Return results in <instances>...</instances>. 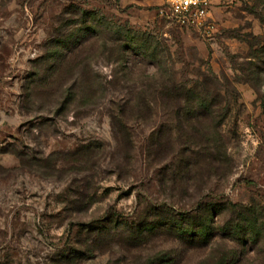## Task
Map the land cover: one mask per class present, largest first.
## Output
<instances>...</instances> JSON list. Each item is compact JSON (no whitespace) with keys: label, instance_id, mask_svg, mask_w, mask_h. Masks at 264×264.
Wrapping results in <instances>:
<instances>
[{"label":"rangeland","instance_id":"rangeland-1","mask_svg":"<svg viewBox=\"0 0 264 264\" xmlns=\"http://www.w3.org/2000/svg\"><path fill=\"white\" fill-rule=\"evenodd\" d=\"M162 2L0 0V264H159L166 252L197 264L215 246L180 245L161 227L170 217L227 201L264 221L263 7L214 0L200 28H180L156 15ZM77 8L154 35L173 80L221 94V123L176 119L139 85L138 61L60 62Z\"/></svg>","mask_w":264,"mask_h":264},{"label":"trees","instance_id":"trees-1","mask_svg":"<svg viewBox=\"0 0 264 264\" xmlns=\"http://www.w3.org/2000/svg\"><path fill=\"white\" fill-rule=\"evenodd\" d=\"M253 4L255 8L263 7L260 14L262 19L264 0H253ZM74 13L78 19L69 22L73 28L67 27L63 36L55 43L59 48L60 62L66 65L70 62L83 64L91 56L105 55L110 61L123 63L128 71L132 72L138 61L141 67H144V77L139 80V85L143 88L158 89L153 91L152 95L156 102L176 104L179 107L174 111L176 119L192 127L194 122H197L205 125L203 128L211 123L214 125L221 123L223 118L220 107L221 94L208 88L209 80L193 85L173 80L170 52L168 50V54L164 53L161 43L154 35L134 29L126 20L122 23L109 20L94 10L77 8ZM263 54L264 46L260 53H257V58L261 59ZM145 67L147 69L152 67L153 70H147ZM159 73L161 77H158ZM254 75L253 78L257 79L258 75ZM142 99L140 88L133 100L139 103ZM113 211L117 212L115 209ZM262 212L254 207H240L233 203L227 205L226 201L213 207L200 205L195 209V213L189 212L183 218L170 217L167 222L161 224V227L169 226V230L173 231L172 236L186 248L206 249L215 246L209 254L202 256L197 264H248L245 255L249 248L255 250L257 255L263 254L262 264L264 262V221L260 214ZM158 226L160 227V224ZM225 240L231 243L226 244ZM156 259L159 264L172 261L169 252L159 255Z\"/></svg>","mask_w":264,"mask_h":264},{"label":"built area","instance_id":"built-area-1","mask_svg":"<svg viewBox=\"0 0 264 264\" xmlns=\"http://www.w3.org/2000/svg\"><path fill=\"white\" fill-rule=\"evenodd\" d=\"M214 0H163L156 15L180 28H200L211 15Z\"/></svg>","mask_w":264,"mask_h":264},{"label":"crops","instance_id":"crops-1","mask_svg":"<svg viewBox=\"0 0 264 264\" xmlns=\"http://www.w3.org/2000/svg\"><path fill=\"white\" fill-rule=\"evenodd\" d=\"M121 4L123 7H128V6H141L142 3L146 2V0H120Z\"/></svg>","mask_w":264,"mask_h":264}]
</instances>
